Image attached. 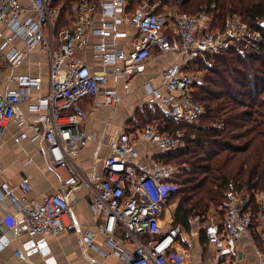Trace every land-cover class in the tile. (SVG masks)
Returning a JSON list of instances; mask_svg holds the SVG:
<instances>
[{"label":"built area","instance_id":"built-area-1","mask_svg":"<svg viewBox=\"0 0 264 264\" xmlns=\"http://www.w3.org/2000/svg\"><path fill=\"white\" fill-rule=\"evenodd\" d=\"M184 2L173 0L168 9L160 10L165 0H141L132 11L130 0H78L72 4L74 22L59 30L62 7L54 0H0V59L17 68L23 58L37 55L32 49L39 46L40 53L48 54L50 71L49 91L35 102L32 93L43 86L39 75L15 74L12 79L16 86L0 93V146L13 119L25 122L19 109L22 103L41 112L42 127H33L44 130L53 165L62 172L65 185L87 188L91 208L98 217L96 230L84 232V244L99 248L98 236L103 234L113 253L127 264H190L174 250L182 237L181 227L172 224L164 228L161 223L178 168L161 162L159 157L152 158L149 166L142 164L137 135L124 131L112 144L113 153L104 159L103 176L88 175L75 163V155L86 144L81 125L90 117L82 101L97 95L108 75L115 74L129 89L151 60L175 54L176 61L160 73L165 89L145 84L153 94L148 104L153 109L158 105L177 122L192 123L206 113V107L191 93L196 79L191 71L197 68L194 63L232 50L244 55L260 54L264 47V19L255 26L240 16H229L219 26L216 1L195 13L184 11ZM123 24L137 31L123 45L90 39L93 35L126 38L129 32L119 28ZM91 47L95 57L106 67L113 66V70H94L90 66L82 52ZM119 99L117 90L107 89L101 103L113 105ZM213 125L225 127L224 122ZM141 136L157 145L160 154L186 147L190 138L185 131H162L159 121L150 124ZM31 188L28 179L23 180L20 189L11 182H0V204L10 200L16 209L5 221L11 226L23 225L30 237L23 240L18 231L9 236L7 232L12 230H8L0 235V251L15 240L19 242L16 254L20 259L30 260L40 254L44 264H56L46 235L79 229L72 212L77 199L54 192L35 203L27 198ZM249 200L250 195L230 181L222 222H202L200 215L194 218L202 222L208 241L216 245L219 261L235 254V245L243 234L254 230L259 233L257 252L260 264H264V192L256 195L258 210L247 206Z\"/></svg>","mask_w":264,"mask_h":264},{"label":"crops","instance_id":"crops-1","mask_svg":"<svg viewBox=\"0 0 264 264\" xmlns=\"http://www.w3.org/2000/svg\"><path fill=\"white\" fill-rule=\"evenodd\" d=\"M130 3L129 9L131 10L133 5L131 0ZM169 6V2L165 0V4L160 10L168 9ZM119 28L128 31L129 36L126 38H104L93 35L90 39L93 42L106 40L123 45L130 37L137 35L136 28L133 26L123 24ZM25 47L26 45L23 48ZM32 52L37 55L23 58L17 68H13L4 58L0 59V93H5L8 89L16 86V81L12 77L18 73L42 77V89L33 91L32 101H37L40 96L49 91L48 54L40 53L42 50L39 46L34 47ZM82 54L94 70H113V66L106 67L99 58L95 57L92 47L85 49ZM176 59L175 54H165L151 60L145 71L135 79L129 89L124 87L122 80L115 74H110L106 84L103 85L97 95L89 96L82 101L84 107L89 111L90 117L81 125L86 144L75 155V163L88 175L95 178L103 176L104 159L113 153L112 144L124 131L132 133L133 136L137 135L139 139V161L142 164L146 163L149 166L152 158L159 157L160 152L157 145L142 140V130L136 128L138 124L135 121L139 117L138 114H141L144 110L142 108L144 102L154 110L148 104V100L153 97V94L145 87V84L150 83L153 88L164 90L165 86L160 78V73ZM107 89L118 91L120 99L117 103L113 105H103L101 103L105 99ZM156 107L159 106L156 105L155 109ZM19 109L26 120L21 123L13 119L7 127L5 142L0 146V182H11L15 188L20 189L23 180L28 179L32 188L27 193V198L35 203L41 202L46 194L54 192H62L71 200L77 199L72 212L79 224V229L46 235L52 255L57 261L56 264H127L124 258L113 253L103 234L98 236L100 249L84 244L82 239L84 232L96 230L98 221L97 215L94 214L91 208V198L87 194V188L82 185L79 186V184L77 189L65 185L61 177L62 172L56 169L52 163L44 130H36L33 127L36 124L42 127L39 121L41 112L30 108L29 103H22ZM17 137H20V139L18 140ZM16 192L19 196L21 195L20 190ZM175 209L176 205L167 206L161 219L164 228L174 224ZM15 212L16 209L10 200H7L5 204H0V235L12 230V233L7 232V234L13 236V232L18 231L23 234V240H28L30 237L27 235L26 227L23 225L11 226L10 223L5 221L9 214ZM220 215V220L217 222L223 220V213ZM194 218L195 216L190 218L189 228L181 224H174L181 227L182 237L185 238L184 240L182 237L179 238L174 250L183 254L188 263L260 264V257L257 252L260 245L258 232L254 230L245 232L241 241L235 245L234 251L236 253H232V256H227L219 261L216 245L208 241L205 230L202 228L203 218L201 219L202 222ZM18 243V241L13 240L10 245L0 251V264H44L43 257L40 254H34L30 260L20 259L16 254Z\"/></svg>","mask_w":264,"mask_h":264},{"label":"trees","instance_id":"trees-1","mask_svg":"<svg viewBox=\"0 0 264 264\" xmlns=\"http://www.w3.org/2000/svg\"><path fill=\"white\" fill-rule=\"evenodd\" d=\"M54 1L62 7L58 20L60 30L75 19L72 4L77 0ZM131 1L134 11L141 0ZM192 1L185 0L182 9L196 12L198 9L189 7ZM215 1L219 5L222 0ZM211 3L212 0H206V5ZM223 3L221 17L239 12L255 26L264 19V0H223ZM199 65L206 66L215 78L210 84L194 82L192 85L194 99L206 107V113L198 121L177 122L159 107L154 110L149 107L146 114L139 116L149 118L147 127L159 121L162 131H185L190 136L186 147L159 155L161 162L178 168L171 180L174 185L167 206L179 200L173 223L186 228L190 227L191 217L205 215L212 207L217 209L224 203L230 181L242 193L250 195L247 206L256 210L260 208L256 195L264 192V47L260 54L244 55L232 50L227 55L194 63L195 67ZM220 122L225 123L224 128L213 125ZM147 127L136 125L142 131Z\"/></svg>","mask_w":264,"mask_h":264},{"label":"rangeland","instance_id":"rangeland-1","mask_svg":"<svg viewBox=\"0 0 264 264\" xmlns=\"http://www.w3.org/2000/svg\"><path fill=\"white\" fill-rule=\"evenodd\" d=\"M213 1H215V0H212V2ZM171 3L172 2H169V4H171ZM222 4H224L223 3V0L220 1V4L219 5H218V3L216 1L217 13H218V17H217L218 18V23L216 25H219L220 26V25L224 24V21L229 16H240L242 18V16L240 15L239 12L238 13H228L224 17H221V10L220 9H222ZM200 6H203V8H207L208 5H206V0H193L191 2V4L189 5V7L193 8L194 11H196L197 9L199 10V7ZM219 6L221 8H219ZM226 8L228 9L229 8V5ZM241 14H243V13H241ZM69 23L71 24V22H69ZM191 71L195 74V77H196L195 82H199V83H202V82H205L206 83L207 82L208 84H210V80L215 78V74H211L210 73V70L206 69V66H200L199 65L197 68L192 69ZM211 87L212 88H215L213 85ZM142 108L144 110H142L141 115H144V114H146L147 108H149V106H147L146 103L144 102L143 105H142ZM138 115L141 116L140 114H138ZM148 121H149V118H147L146 116H143V117H140V118L137 117V121H135V122H136V124H138L141 127H143V126L144 127H147ZM178 201H179L178 199L173 200L171 202V205L172 206L177 205L178 204ZM223 212H224L223 204H221L219 207H217V209H215V207H212L207 214L200 215V216H201V218H203L204 221H219L220 220L219 218L221 216L220 214H222Z\"/></svg>","mask_w":264,"mask_h":264}]
</instances>
